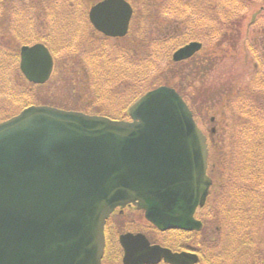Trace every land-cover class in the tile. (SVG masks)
Segmentation results:
<instances>
[{
	"label": "water",
	"instance_id": "95a60500",
	"mask_svg": "<svg viewBox=\"0 0 264 264\" xmlns=\"http://www.w3.org/2000/svg\"><path fill=\"white\" fill-rule=\"evenodd\" d=\"M94 27L125 36L133 7L103 0L90 10ZM192 41L173 55L192 57ZM54 59L43 43L21 49V69L47 82ZM132 120L41 105L0 123V264H101L106 220L134 203L159 230L201 229L194 216L209 194L207 136L173 87L150 90L129 109ZM125 264H195L142 234L121 235Z\"/></svg>",
	"mask_w": 264,
	"mask_h": 264
},
{
	"label": "trees",
	"instance_id": "16d2710c",
	"mask_svg": "<svg viewBox=\"0 0 264 264\" xmlns=\"http://www.w3.org/2000/svg\"><path fill=\"white\" fill-rule=\"evenodd\" d=\"M129 1L133 5L134 2ZM165 1V4L159 2V9H162L163 14H174L178 18L176 23L164 35L152 34L149 29L153 17L149 15L150 10L141 12L137 9L138 15L145 17L149 23L147 29L142 21L137 39L133 41L130 36L132 24L128 36L124 38L107 37L92 26L88 11L96 0H0V24L3 22L8 29L6 37L14 39L12 45L0 43V71L10 77L9 87L6 86L8 90L5 89L2 94L6 96L7 92L10 93L9 100L16 98L20 109L32 104H45L37 100L39 95L36 87L39 86L28 82L22 74L20 76L18 68L20 47L43 42L54 54L56 65L57 59L64 55L73 58L77 74L82 76L74 78V91H77L81 107L92 108L91 110H96L95 113L114 119H127L128 108L136 99L150 89L169 84L164 69H171L172 64H177L172 61V53L180 46L200 36L207 40H218V44L223 46L225 41H221L230 36H226L229 29L233 40L240 44V36L245 30L242 21L248 8L258 0ZM261 1L264 3V0ZM134 9L135 18L136 7ZM263 9L264 7L253 16L252 23L257 22ZM234 25L237 29L232 31ZM141 27L144 28L142 34ZM124 39L127 40L123 42ZM114 40L116 42L110 44ZM15 41L19 44L16 48ZM243 43L247 46L246 41ZM252 49L254 67L251 80L243 95L245 99L239 100L238 130L234 129L233 132H237V135H232L231 142L235 148L221 155L219 149L223 147L219 143L221 139H218V133L212 135L210 144L211 171H215L218 164V171L227 166L226 172L229 173L230 170L229 175L237 178L234 188L238 191L240 201L231 204V210L224 203L221 209L223 218H226V212L236 213H229L233 238L231 245H225L232 253L231 264L236 251H248L244 256L246 261L257 263L254 249L259 253L258 244L261 243L252 238L253 229H257V222L264 219V50L260 53L257 46ZM5 57L8 58L7 65L3 63ZM245 60H248L247 54ZM157 76L160 77L159 82L154 79ZM3 86L5 87V82ZM237 91L240 92L232 90V93ZM183 97L185 98L184 95ZM118 101L123 105L125 102V105L116 110L111 104ZM88 109L80 108L84 112H89ZM227 155L231 156V161L223 158ZM211 212L212 210L205 218H211ZM211 241L206 244L216 245ZM214 259L224 258L217 255L212 258ZM208 260L211 261L210 257Z\"/></svg>",
	"mask_w": 264,
	"mask_h": 264
},
{
	"label": "rangeland",
	"instance_id": "374dc122",
	"mask_svg": "<svg viewBox=\"0 0 264 264\" xmlns=\"http://www.w3.org/2000/svg\"><path fill=\"white\" fill-rule=\"evenodd\" d=\"M132 1L134 2L133 5L136 7V11L137 9L141 12H144L148 9L150 10L149 15L153 17L150 20L149 29L152 34L164 35V33L172 26V24L174 25L178 20L177 17L175 18L174 14L161 13L162 9H159V2L165 4V0H149L145 2L143 0ZM262 7H264V3L261 0H258L252 7L248 8L245 18L242 21L245 30H243L242 36H240V44H237V42L233 40L230 29L226 35L230 36L227 39L221 41V43L225 41L222 44L223 46L218 44V40H207L203 39L202 36H200L201 38L195 37L197 41L203 43V50L200 52V54H196L193 58L178 63L172 59V61L177 64H172L171 69H164V75H166L169 80L168 85L174 87L185 96V99H187V101L190 103L194 117L203 131L208 136H210V138L213 129H215V133L219 134L218 139H221L219 143L221 144V147H223L219 149L221 155L223 153H228L235 148L233 147V142L231 141H233V133H235V136L237 135V132H233V130H238L237 107L239 105V100L245 99L243 98V95L245 93L246 87H248L250 84L251 73L254 67V54L252 48L257 46V49L260 51V53H262L264 50V9L260 13L257 22L252 23L254 20L253 16L260 9H262ZM136 14V17L132 21V31L130 35L132 37L131 40L133 41L137 39L136 36H138L137 34L140 30V24H142V21L144 22L143 24L147 29L149 23L145 17L138 15V11ZM236 29L237 26L234 25L233 29L231 30L233 31ZM142 32H144L143 27H141V34ZM203 32L206 33V30H203ZM7 33L8 29L2 22L0 24V43L12 45L14 39L6 37L8 36ZM199 34L201 35L200 32ZM240 34L241 33L239 32V35ZM242 37L244 41L242 40ZM125 40L127 39H124L123 42ZM245 41L247 42V46L243 43ZM114 42L116 41H111L110 44H113ZM18 45L19 44H16L15 41L14 48H16ZM246 54L248 56L247 61L245 60ZM7 61L8 58L5 57L3 62L4 65H7ZM166 63L167 60L165 61V67ZM19 75L21 76L20 72ZM10 76L15 77L16 75ZM74 78L79 79L82 78V76L77 74L76 67L73 65V58L68 55L58 58L55 73L52 79L47 84L36 87V93L39 95L37 100H40L41 103L50 104L65 109H88L84 106L81 107V105L78 103L79 98L76 94L77 91H74ZM154 79L158 80L160 77L157 76L154 77ZM159 81L160 80L157 82ZM4 82L5 87L3 86ZM9 82L10 77H8L4 71H0V116L1 114L5 115V111L15 107V105H11L12 102L9 101L8 94L10 93L7 92L6 96L2 94L5 91L6 86L9 87ZM7 90L8 89H6V91ZM232 90H240V92L237 91L235 94H233ZM11 100L14 103L16 102L15 98H12ZM111 105L112 108L118 110L125 105V102L124 105L119 101L116 103L112 102ZM112 108L111 111L113 112ZM91 109L92 108L88 109L90 110L89 112L95 113L96 110L94 111ZM223 158L231 161V156L227 155ZM220 161H222V159H220ZM213 162L214 160L212 163ZM221 164L222 163H220V165ZM226 167L227 166L222 168L220 167L221 170L218 171V164V167L215 168V171H211V174L214 177L215 186L212 192V198L209 200L208 205L202 212L205 225L200 233L190 236L188 240V242L191 244L192 242H195L197 244H202L203 246H208L212 252L217 254L220 253V251L226 252V250H228V247L226 248L225 245H231V239L233 238V228L229 223V213L236 215V213L229 211L226 212V218H223V211H221L222 205L224 203L230 206L235 201L240 199L238 191H236V188H234L237 178L235 176H230L229 174L231 171L229 170V173H227ZM217 187H219V190H217ZM216 190L218 196H214L213 198ZM231 207L233 206H230V210ZM210 210H212V217L205 218L206 215L210 213ZM257 223L258 226L257 229H253L254 233L252 238H254L256 241H260L262 244L261 248L264 250V219ZM137 228L139 227H136V229L133 227L132 230H137ZM144 232L148 233V236L152 241L159 242L161 244H167L174 249L180 247L178 244L185 242V240L180 242L168 241L165 236L151 228L146 229ZM206 236L208 239H205ZM234 237L236 238L237 236L234 235ZM214 239L216 241H214ZM207 241H211V243L215 242L216 245L209 246L206 244ZM254 251L257 254V249H254ZM247 252L248 251H236L232 260V264H252L251 261L247 262L246 258H244ZM212 258L214 257L210 256L211 260ZM261 258L264 261V251L261 254ZM108 261L106 260L105 264H118L117 262L110 263Z\"/></svg>",
	"mask_w": 264,
	"mask_h": 264
},
{
	"label": "flooded vegetation",
	"instance_id": "af4514ba",
	"mask_svg": "<svg viewBox=\"0 0 264 264\" xmlns=\"http://www.w3.org/2000/svg\"><path fill=\"white\" fill-rule=\"evenodd\" d=\"M206 206L203 208H198L196 212V218L200 219L203 224L204 221L202 220L203 215L202 212L204 211ZM144 222V223H143ZM137 230H132L133 227ZM151 228L154 230V226L147 220L145 216L144 210L140 209L136 204L134 203H127L125 206H118L115 208V210L112 212V214L109 216L106 222L105 227V234H106V253H105V259L111 260L108 262H117L118 264H123V256H124V248L122 246V243L120 241V236L122 234L127 233H144L146 236H148L147 232H144L147 228ZM203 230V229H202ZM202 230H167V231H159V233L168 241L171 242H180L185 240L184 243L178 244L180 247L174 249L171 246L167 244H163L164 246H167L171 248L174 252H188V253H194L196 254L198 261L195 264H231V251L226 250L220 253H214L210 249L204 248L202 244H197L195 242L189 243V237L195 234L200 233ZM158 232V231H157ZM149 237V236H148ZM205 239H208L206 236ZM152 241V240H151ZM152 243H158L152 241ZM262 244H258V251L259 253L254 254V257L258 258V261L256 264H264L263 259L261 258V254L264 251L261 248ZM219 256L224 259L220 260H211L209 261V257H216ZM159 264H169L167 262H162Z\"/></svg>",
	"mask_w": 264,
	"mask_h": 264
}]
</instances>
